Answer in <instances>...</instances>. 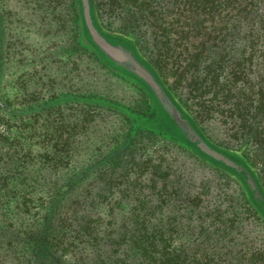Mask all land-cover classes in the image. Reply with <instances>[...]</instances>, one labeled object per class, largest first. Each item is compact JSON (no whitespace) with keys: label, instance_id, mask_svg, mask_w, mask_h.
<instances>
[{"label":"trees","instance_id":"16d2710c","mask_svg":"<svg viewBox=\"0 0 264 264\" xmlns=\"http://www.w3.org/2000/svg\"><path fill=\"white\" fill-rule=\"evenodd\" d=\"M74 1L84 43L96 50L111 69L140 84L155 105L159 120L176 139L202 155L220 177L227 178L228 183L230 178L224 171L236 177L235 182L244 187L242 193L246 195L243 199L245 209H251L254 215L252 221L261 224L264 218L263 183L253 175L247 162L218 149L204 138L195 123L168 93L154 72L158 66L153 63L157 65L159 59L166 63L175 80L184 78L196 84L209 79V82L215 80L217 83L222 73L210 67L217 59L218 50L222 46V49L227 47L226 52H229V49L233 51L235 45H240V55H235L220 78L223 79L221 84L226 83L227 87L222 91L216 88V83L211 85L215 87L212 97L214 99V95L218 94L219 99H229V122L243 126L246 142L255 143V150L263 153L264 0H112L111 4L119 7L124 3L133 10V23L141 21L147 26L156 50L151 65L140 58L131 45L109 35L97 25L93 15L96 0ZM85 1L89 5L94 28L100 35L131 51L144 68L146 76L124 73L113 62L105 60L87 28L83 14ZM252 66L259 69L256 75L252 74ZM251 79L256 83L255 89L246 85L251 84ZM218 106L209 108L212 110ZM9 139V136L0 133V264H254V257L248 260L242 259L240 255L236 258L235 254L239 251L236 246L229 248L227 242H208L204 239L196 242L195 239L192 244L187 243L189 240L187 244L176 243L174 238L180 232L190 237L197 235L196 221L202 220L204 213L209 212V209L201 207V198L198 199L200 195L193 194L191 188L194 183L186 175L181 177L175 174L170 180L167 175L161 177V180L152 179L153 174L148 178L137 175L128 179L125 178L127 172L123 175L122 171L117 172L113 167L99 165L94 170L99 171V180L105 181L104 194L98 196V193L87 191L89 185L97 184V175L89 177L93 172H80L79 175H72L68 182H54L53 187L48 186L44 190L45 193L41 191L34 195L31 191H34L37 179L32 180V184L25 180L29 179L28 165L37 162L40 169H47L55 167L53 164L57 161L64 162L66 166L74 158L78 147L70 148V155L62 154L61 149L64 147H56L58 159L55 160L56 155L50 158L49 153H43L40 156L47 155V158L41 160L31 151H23ZM199 141H204L231 159L237 167L228 166L201 151L197 146ZM4 146L7 147L6 152ZM131 167L124 163L120 169L127 171ZM17 174H22L24 177L21 180L25 178L24 183L29 186L23 184V181L12 182ZM38 177H41L45 188L43 174L40 173ZM180 177L185 180L181 181ZM88 179L90 181L86 184ZM120 179L123 187L114 190ZM157 182H160V186L156 192L154 189ZM228 183L212 189L210 195L216 196L218 201L212 200V208L228 201L226 190L229 185H225ZM203 186L209 194L210 186L208 188L206 183ZM201 193L205 194L204 189ZM100 197L102 200L110 197V206L107 205L102 215L97 207ZM13 198L14 206H8ZM121 203H129L133 211L117 207ZM31 207L35 209L31 211ZM232 207V214L237 215L238 209ZM229 208L226 206L222 212H227ZM118 212H121L119 216ZM195 248L201 249V255L194 256L192 251Z\"/></svg>","mask_w":264,"mask_h":264},{"label":"rangeland","instance_id":"374dc122","mask_svg":"<svg viewBox=\"0 0 264 264\" xmlns=\"http://www.w3.org/2000/svg\"><path fill=\"white\" fill-rule=\"evenodd\" d=\"M111 1L96 0L93 15L97 25L131 45L136 54L151 65L156 50L147 26L141 21L133 23V10L128 5L123 3L118 7ZM75 10L74 0H0V133L41 160L47 158V155L40 156L43 153H49L50 158L56 155L55 160L58 159L56 147H64L61 149L63 155H70L69 149L78 147L66 166L57 161L53 162L55 167L47 169H40L37 162L28 165L29 179H24L31 184L37 179L32 194L45 193L44 190L53 187L54 182H68L72 175L80 172H93L89 177H94L99 172L94 168L99 165L113 167L123 175L127 172L125 178L128 179L137 175L148 178L153 174L152 179L161 180L167 175L170 180L175 174L186 175L194 183L193 194L203 199H200L201 207L209 212L196 221L197 235L190 237L180 232L174 238L176 243L189 240L187 243L192 244L195 239L196 242L200 239L227 242L229 248L236 246L239 251L236 258L240 255L248 260L254 257V264H264V218L260 213L261 224L252 221V210L245 209L243 204L246 197L242 193L243 185L239 186L236 177L224 171L230 178L228 183L227 178L220 177L202 155L171 134L159 120L155 105L140 84L111 69L96 50L84 43L81 21ZM226 51L227 47L222 49L221 46L210 67L222 73L217 83L215 80L209 82V79L196 84L184 78L175 80L160 59L157 65L153 63L158 66L154 72L204 138L218 149L247 162L264 186V152L255 150V143L246 142L243 126L229 122V99H219L218 94L214 99L212 97L215 87L211 85L216 83V88L221 90L227 87L226 83L221 84L223 79L220 78L235 55H240L241 46L235 45L233 51ZM251 70L256 75L259 69L252 66ZM249 82L251 84L246 85L255 89V81ZM213 105L219 106L211 110L209 107ZM4 147L6 152L7 147ZM124 163L130 164L131 169H120ZM166 170L169 172H164ZM40 173L45 188L38 177ZM23 177L17 174L11 181L25 184L24 179L21 180ZM181 177V181L185 180ZM95 178L97 184L89 185L87 191L99 196L106 192L105 181H100L98 175ZM203 183L210 186L209 194ZM224 183L229 185L226 190L228 201L217 209L212 208V200L217 197L210 193ZM121 184L120 179L114 190L121 189ZM159 186L160 182H157L156 192ZM202 189L205 194L201 193ZM108 200L110 197L98 200L100 215L110 206ZM8 206H14V198ZM119 206L133 211L129 203L117 204ZM226 206L230 208L222 212ZM231 207L238 209L237 215L232 214ZM34 209L31 207V211ZM200 251L195 248L192 253L198 256ZM256 251L259 252L254 254Z\"/></svg>","mask_w":264,"mask_h":264},{"label":"water","instance_id":"95a60500","mask_svg":"<svg viewBox=\"0 0 264 264\" xmlns=\"http://www.w3.org/2000/svg\"><path fill=\"white\" fill-rule=\"evenodd\" d=\"M83 14H84V19H85L89 32L93 33L94 31L93 23H92V19L89 13V5L86 3V1L84 3ZM96 42L98 46L103 50V52L107 54L113 61L117 63H122L129 59V56L125 54L121 49L105 42L103 38L102 39L96 38ZM135 68L142 72V76H146L144 70L141 67L136 66ZM197 146L201 151H203L210 157L218 161H221L228 166L235 167V168L237 167L236 164L231 159H229L228 157H226L219 151L213 149L211 146H209L204 141L197 142Z\"/></svg>","mask_w":264,"mask_h":264},{"label":"flooded vegetation","instance_id":"af4514ba","mask_svg":"<svg viewBox=\"0 0 264 264\" xmlns=\"http://www.w3.org/2000/svg\"><path fill=\"white\" fill-rule=\"evenodd\" d=\"M93 29H94L93 33L90 32V34L92 35V37L94 38L95 41H96V38H101V39L103 38L105 42H107V43H109V44H111V45H113L115 47H118L125 54H127L129 56V59L127 61L122 62V63H117V62L113 61L107 54H105L103 52V50L100 48V53L101 52L103 53L102 55H103V57L105 58V60L107 62H110V61L113 62L124 73L132 72V73H137L138 75H141V77H144V76H142V72L135 68L136 66H139L142 69H144L142 67V65L138 61H136V59L134 58V56L131 53V51H129L128 49L124 48L123 46H121V45H119L117 43L112 42L111 40L107 39L106 37L100 35V33L94 28V26H93ZM146 79H148V78H146Z\"/></svg>","mask_w":264,"mask_h":264}]
</instances>
